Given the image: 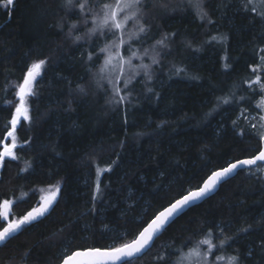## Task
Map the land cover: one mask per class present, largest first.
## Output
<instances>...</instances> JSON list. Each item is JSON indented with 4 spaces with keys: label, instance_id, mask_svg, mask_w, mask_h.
I'll return each mask as SVG.
<instances>
[{
    "label": "trees",
    "instance_id": "16d2710c",
    "mask_svg": "<svg viewBox=\"0 0 264 264\" xmlns=\"http://www.w3.org/2000/svg\"><path fill=\"white\" fill-rule=\"evenodd\" d=\"M105 3L88 0L83 13L64 0L0 5V151L19 85L46 61L26 99L30 120L17 125L18 158L0 166V209L11 200L23 215L34 190L59 186L50 213L0 245V264H60L73 251L130 242L211 173L264 146V0H204V19L188 0H143L146 32L119 49L120 30L88 35ZM138 29L129 20L123 38ZM165 35L167 47L156 44ZM132 52L135 67L121 73ZM205 239L212 257L264 264V164L188 209L131 264H175Z\"/></svg>",
    "mask_w": 264,
    "mask_h": 264
},
{
    "label": "snow or ice",
    "instance_id": "6c2138e0",
    "mask_svg": "<svg viewBox=\"0 0 264 264\" xmlns=\"http://www.w3.org/2000/svg\"><path fill=\"white\" fill-rule=\"evenodd\" d=\"M189 5L196 10V14L200 19H204L207 17V12L204 10L203 3L204 0H188ZM15 0H0V5L8 7L13 6ZM249 3H252V0H249ZM88 4V0H64L63 6L71 12L74 8L78 7L79 10L83 13L86 5ZM143 5V0H116L114 5L105 3L103 4L102 15H94L92 17V24L94 25L92 28L88 30V35H94L98 31L101 35L105 34V30L108 32H112L115 30H120L121 36L118 38L119 43L115 45L117 49L120 46L129 44L131 40L139 39L140 33L146 32V27L144 24L139 22V17L141 14ZM253 11L256 9L253 8ZM123 13L122 18L120 14ZM261 16H264V12L258 13ZM129 20H135L137 24H139V29L136 32H131L128 35L127 40L123 38V29L126 26ZM211 22V21H209ZM84 23L87 24L88 20L85 19ZM71 28H76V24L73 23ZM82 39L81 36H76L75 40L79 41ZM168 36L165 35L161 40L156 41V44L161 45L162 47H167L166 40ZM113 45L107 44L104 48L101 49L102 52H108V56L105 59V67L111 64L113 60V56L110 52V49ZM145 55H147V49H145ZM119 55V52H117ZM159 55V53H157ZM137 53L132 52L131 57H128L125 60L121 57V73L123 72V63L132 66V57H136ZM91 58V57H89ZM152 63H158V60L153 57ZM46 64L45 60H39L37 62H33L32 65L28 68L27 73L23 79V82L19 85L17 95L19 97V103L15 108V113L10 120L11 130L7 132V138H11V143L3 144V150L0 151V166L3 165V162L6 157H10L11 159H17L14 150L17 148V139H16V129L17 125L20 123L21 119L30 120L29 109L26 106V97L30 95H34L32 91L33 82L36 78L41 74V70ZM141 68L147 70L149 65L141 64ZM105 69L101 68L103 72ZM138 74V73H137ZM148 75L147 71L145 72ZM151 77L149 76V79ZM260 78L257 77V81L259 82ZM111 83V81H110ZM127 86V82L125 83ZM261 90L264 91V84L261 85ZM116 93L120 92L119 88H115ZM121 100L123 97L120 98ZM227 103V101H225ZM258 107H264V100L261 101ZM261 120H264V116L261 117ZM255 127V126H253ZM260 141L262 145H264V134L260 135ZM264 162V146H261L258 150V154L247 159L236 161L235 163L229 164L227 167L222 170L215 171L211 174L210 177L206 181H204L203 186L199 187L198 190L189 191L186 195H183L180 199L175 200L168 207L164 208L162 211H159L155 217L139 232L135 239L130 242H125L120 244L119 246H114L108 249H100V248H89L87 250H77L73 251L70 255H66L62 264H117L119 261H123L124 264H131L134 258H136L139 254L144 252L146 249H149L152 245L154 238L157 237L159 233H161L165 226L170 223L173 217L178 215L186 206L193 203L194 201L202 198L208 192L212 191V189L216 186V184L224 177H227L233 171H235L238 167L243 166H251L256 165L257 162ZM109 169H105L107 171ZM99 172V169H98ZM52 190L49 195L42 197V204L38 208H34L32 211H29L22 218L15 219L9 221L10 216V208L13 205V201L4 200L2 202L3 212H0V218L4 221L8 222L7 227H4L0 230V244H5L9 240V238L14 237V235L19 232L24 225H28L38 217L43 216L49 208L52 206L53 202L56 200L57 193L59 192V186L54 185L51 186ZM203 244H207L209 246L208 252L204 253L203 256L201 252L193 248L187 254L184 259L195 258L194 264H201V260H203V264H208L207 256L211 253V250L215 247L212 244L211 240L205 239L201 241ZM226 241L221 240L220 244L223 246ZM218 260H223L224 257H217ZM239 257L232 256L229 258V264H237ZM178 264H182V261H178Z\"/></svg>",
    "mask_w": 264,
    "mask_h": 264
},
{
    "label": "water",
    "instance_id": "95a60500",
    "mask_svg": "<svg viewBox=\"0 0 264 264\" xmlns=\"http://www.w3.org/2000/svg\"><path fill=\"white\" fill-rule=\"evenodd\" d=\"M6 137H7V134L5 135V138H4V141H3V144L4 143H7V141H8V139L9 138H7L6 139ZM258 154V153H257ZM256 154V155H257ZM255 156V155H254ZM6 158H8V157H6ZM5 158V159H6ZM245 159H247V158H245ZM241 160H243V159H241ZM237 161H239V160H237ZM236 161H234V162H232V163H235ZM231 164V163H230ZM259 164H264V162H260V161H258L257 162V164L256 165H251V166H243V167H238L235 171H233L231 174H229L227 177H224V178H222L217 184H216V186L212 189V191H210V192H208L205 196H203L202 198H200V199H198V200H196V201H194L193 203H191V204H189L188 206H186L178 215H176L175 217H173L172 218V220L170 221V223H168L166 226H165V228L166 227H168L173 221H175L177 218H179L183 213H185L188 209H190L191 207H193V206H196V205H198V204H200V203H202L204 200H206L207 198H209V197H211L212 195H214L217 191H218V189H219V187L223 184V183H225L226 181H228V180H230V179H232L233 177H235L239 172H241V171H244V170H247V169H250V168H254V167H256L257 165H259ZM228 166V165H227ZM226 166V167H227ZM225 168V167H224ZM223 168H221V169H219V170H222ZM219 170H216V171H219ZM215 172V171H214ZM212 174V173H211ZM211 174L208 176V177H210L211 176ZM208 177L204 180V181H206L207 179H208ZM204 181H203V183H204ZM203 183L201 184V186L200 187H202L203 186ZM195 190H198V188L197 189H195ZM192 191H194V190H192ZM57 198H58V195L56 196V200L53 202V204H52V206L49 208V210L43 215V216H41V217H38L36 220H34L32 223H34V222H36L37 220H39L40 218H43V217H45L46 215H48L49 213H50V211L53 209V207L55 206V204H56V202H57ZM180 199V198H179ZM173 203V202H172ZM42 204V203H41ZM41 204H39L36 208H38ZM169 206V205H168ZM168 206H166V207H168ZM165 207V208H166ZM164 209V208H163ZM162 209V210H163ZM161 210V211H162ZM155 217V216H154ZM153 217V218H154ZM152 218V219H153ZM151 219V220H152ZM150 220V221H151ZM149 221V222H150ZM148 222V223H149ZM147 223V224H148ZM146 224V225H147ZM145 225V226H146ZM144 226V227H145ZM143 227V228H144ZM142 228V229H143ZM162 233V232H161ZM161 233H159L158 235H157V237L161 234ZM139 234V233H138ZM156 237V238H157ZM136 238V237H135ZM134 238V239H135ZM156 238H154V240L156 239ZM153 243H154V241H153ZM153 243H152V245H153ZM152 245L150 246V248L152 247ZM149 248V249H150ZM149 249H146L144 252H142L141 254H139L136 258H140L141 256H143ZM87 250V249H86ZM102 250H104V249H102ZM82 251V250H81ZM135 259V258H134ZM122 263H124L123 261H119V262H117V264H122ZM60 264H62V262L60 263Z\"/></svg>",
    "mask_w": 264,
    "mask_h": 264
},
{
    "label": "rangeland",
    "instance_id": "374dc122",
    "mask_svg": "<svg viewBox=\"0 0 264 264\" xmlns=\"http://www.w3.org/2000/svg\"><path fill=\"white\" fill-rule=\"evenodd\" d=\"M115 3H116V0H109V4L114 5ZM121 14H123V13H121ZM41 74H42V70H41ZM41 74H40V75L36 78V80L33 82V85H32V91H33V89H34V86H35L36 82H37L38 79L40 78ZM17 92H18V90H17ZM26 99H27V97H26ZM18 103H19V97H18V95H17V101H16V104H15V108H16V106H17ZM26 106H27L28 109H29V106H28V102H27V100H26ZM261 108H262V115H261V117H262V116H264V107H261ZM14 113H15V110H14ZM28 114H29V113H28ZM13 115H14V114H13ZM22 120H23V119H21V121H22ZM21 121H20V122H21ZM262 121L264 122V120H262ZM51 190H52L51 187H50V188L47 187V188H44V189H36V190H34L33 192H35L36 195H38V201H39V202H42V197H45V196L49 195V193H50ZM27 194H28V193H23V194L21 195L22 198L26 197ZM6 227H7V226H6ZM194 248L198 249V250L201 252L202 256H203L204 253L208 252V249H207V248H209V246H208L207 244L200 243L199 245H197V246L194 247ZM192 249H193V248H192ZM213 250H214V249H212V250H211V253L207 256L208 264H229V258H230V257H228V256H226V255H216L215 257H212V252H213ZM189 252H190V250H189L188 252H186V253H182V254L178 257V259H177V261H176L175 264H178V261H182V264H194V261H195V258H194V257H193V258H189V259H184V257H186L187 254H188ZM220 256H223L224 259H223V260H218L217 257H220ZM201 264H203V260H201Z\"/></svg>",
    "mask_w": 264,
    "mask_h": 264
},
{
    "label": "flooded vegetation",
    "instance_id": "af4514ba",
    "mask_svg": "<svg viewBox=\"0 0 264 264\" xmlns=\"http://www.w3.org/2000/svg\"><path fill=\"white\" fill-rule=\"evenodd\" d=\"M42 202H39V201H37V204L35 205V207L34 208H36L39 204H41ZM33 208V209H34ZM33 209H29V210H27V212L25 213V214H21V212H19L18 210H16V209H10L9 211H10V216H9V221H11V220H15V219H19V218H22L24 215H26L29 211H32ZM0 212H3V209H0ZM47 216V215H46ZM44 218V217H43ZM43 218H40L39 220H37L36 222H34V223H30V224H28V225H24V226H22V228H21V230L19 231V232H17V233H20V232H22L25 228H28L30 225H33V224H35V223H37V222H39L40 220H42ZM0 223L2 224V229L4 228V227H6L7 226V223L8 222H6V221H4L2 218H0ZM1 229V230H2ZM16 233V234H17ZM1 245V244H0Z\"/></svg>",
    "mask_w": 264,
    "mask_h": 264
}]
</instances>
